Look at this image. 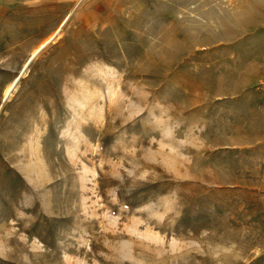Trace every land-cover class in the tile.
<instances>
[{
    "label": "rangeland",
    "instance_id": "1",
    "mask_svg": "<svg viewBox=\"0 0 264 264\" xmlns=\"http://www.w3.org/2000/svg\"><path fill=\"white\" fill-rule=\"evenodd\" d=\"M90 1L0 0V264H264V0Z\"/></svg>",
    "mask_w": 264,
    "mask_h": 264
},
{
    "label": "crops",
    "instance_id": "2",
    "mask_svg": "<svg viewBox=\"0 0 264 264\" xmlns=\"http://www.w3.org/2000/svg\"><path fill=\"white\" fill-rule=\"evenodd\" d=\"M119 0H91L89 3H90V8H89V13H90V15H93V19H95L96 18V13L98 14V11H100V10H104V9H107L108 7L110 8V5L111 4H113L114 2H118ZM103 4H106V5H103ZM92 5V6H91ZM194 6H195V4H194V2H193V4H192V2L191 3H188L187 4V12H188V15L189 14H191V12H193L194 10H195V8H194ZM203 6H204V4H203ZM263 22L261 21L260 22V25L262 24ZM244 36V35H243ZM242 36V37H243ZM242 37H240V39L242 38ZM240 39H238V40H240ZM237 40V41H238ZM236 41V42H237ZM245 46H243V45H240V49H243ZM240 76V75H239ZM264 76H262V77H260L258 80H257V82L261 79V78H263ZM239 80H241L239 83H242V84H246L245 86H251V85H249L247 82H246V80H244V79H239ZM256 82V83H257ZM242 86V85H241ZM244 86V87H245ZM243 86H242V88H244ZM263 100H262V102H263V104L261 105V106H259V107H255V109H252V112H255V113H258V114H260V113H263L264 112V97L262 98ZM257 125V127H258V129H260L261 131H259L258 132V135H257V139H258V142H260L261 140H263L264 139V127H262L261 125H259V124H256Z\"/></svg>",
    "mask_w": 264,
    "mask_h": 264
},
{
    "label": "built area",
    "instance_id": "3",
    "mask_svg": "<svg viewBox=\"0 0 264 264\" xmlns=\"http://www.w3.org/2000/svg\"><path fill=\"white\" fill-rule=\"evenodd\" d=\"M256 90L264 95V77L257 82Z\"/></svg>",
    "mask_w": 264,
    "mask_h": 264
},
{
    "label": "bare ground",
    "instance_id": "4",
    "mask_svg": "<svg viewBox=\"0 0 264 264\" xmlns=\"http://www.w3.org/2000/svg\"><path fill=\"white\" fill-rule=\"evenodd\" d=\"M45 42H47V40L46 41H44L43 43H41L37 48H35L33 51H32V56L38 51V49L40 48V47H42L44 44H45ZM14 82V81H13ZM13 82H11L10 84H9V86L7 87V89H6V91H5V94H7V92L11 89V87H12V85H13ZM14 86V85H13Z\"/></svg>",
    "mask_w": 264,
    "mask_h": 264
}]
</instances>
